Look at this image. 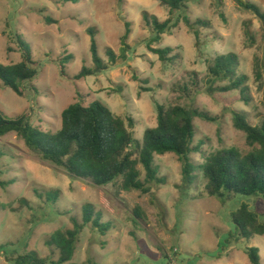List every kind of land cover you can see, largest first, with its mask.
<instances>
[{"label": "rangeland", "instance_id": "1", "mask_svg": "<svg viewBox=\"0 0 264 264\" xmlns=\"http://www.w3.org/2000/svg\"><path fill=\"white\" fill-rule=\"evenodd\" d=\"M245 1L264 13V0ZM187 8L192 23L203 22L197 27L198 41L181 21L160 43H151L144 12L161 22L171 17L169 7L160 1L0 0V63L10 66L21 61L15 42L19 35L39 64V73L23 97L0 82V111L11 118L25 115L34 127L55 133L61 128L62 112L82 95L86 105L100 101L116 116L133 118L134 137L142 141L145 131L157 125L156 103L190 106L218 118L216 122L194 120V145L201 148L191 155L196 166L208 155L227 149L249 153L252 148L245 133L234 127L231 111L243 112L253 126L264 123V23L253 12L241 10L235 0H193ZM127 22L128 49L122 43ZM90 28L108 69L75 80L84 66L93 67ZM149 43L152 48H173L171 56L177 55V60L162 63L148 49ZM110 50L117 58L114 63L109 60ZM231 53L239 57V73L248 76V104L232 101L237 92L224 94L225 102L203 91L186 97L183 86L198 81L202 88L209 62ZM61 63L67 77L61 75ZM226 104L228 111H224ZM0 148L6 153L0 159V180L15 181L0 188V264H18L20 256L31 253L47 264L57 263L59 253L47 242L57 230L73 229L72 218L82 223L87 204L110 228L101 234L87 225L79 236L73 264H251L245 253L249 247L260 249L264 264V236L238 239L232 221V213L243 202L264 212V201L210 197L198 170L193 184H184L181 163L172 153L155 155L166 184L143 194L71 178L32 154L15 133L1 138ZM139 169L144 181L143 168ZM51 190L61 191L54 203L45 196Z\"/></svg>", "mask_w": 264, "mask_h": 264}, {"label": "trees", "instance_id": "2", "mask_svg": "<svg viewBox=\"0 0 264 264\" xmlns=\"http://www.w3.org/2000/svg\"><path fill=\"white\" fill-rule=\"evenodd\" d=\"M63 1L77 3L79 0ZM153 1H160L168 6L171 17L161 22L156 16L144 12L143 20L152 32L151 43H160L163 36L176 28L181 21L193 31L198 41L200 34L197 27L203 25V22L192 23L187 15V4L193 0ZM235 2L241 10L253 12L264 23V13L255 4L245 0ZM125 26L122 43L128 49L126 42L131 33L130 23L127 22ZM88 32L91 38L93 67L84 66L73 78L75 80L108 69V64L100 56L94 29L90 28ZM15 42L19 46L21 61L10 66L0 63V82L2 86L23 97L27 85L39 73V64L34 60L30 47L19 35L16 36ZM148 49L157 55L162 63L174 64L178 58L177 55L171 56L174 52L171 47L152 48L149 43ZM108 55L111 63L117 60L111 50ZM64 69V64L61 63V75L67 77ZM202 82V88L199 87L198 81H194L192 87L183 86L181 91L188 94L186 97L191 92L195 95L203 91L213 100L222 102L227 101L223 98L224 94L237 92L238 95L232 101L249 103L248 76L239 73V57L234 53L219 55L211 60ZM83 98L79 95L76 102L65 108L61 115V128L55 133L34 127L25 115L11 118L0 111V139L15 133L32 154L43 162L63 169L71 178L91 181L97 187L112 184L123 192L135 190L143 194L150 193L153 186L166 184V179L160 177L155 164V155L172 153L181 163L184 184L192 185L194 173L198 170L207 181L206 193L210 197L220 201H231L238 197L260 198L264 201V123L253 126L243 112L231 111L234 127L245 133L247 144L252 150L247 154L236 148L219 151L208 155L204 163L196 166L191 160V155L199 153L201 148L194 145V120L198 118L216 122L217 117L195 107H166L156 103L157 125L147 129L143 140L140 141L134 137L133 118L116 116L100 101L86 105ZM228 107L229 104H226L224 111H228ZM5 155V151L0 148V159ZM139 166L145 173L144 181H141L142 172ZM14 183V180H0V188L5 189ZM60 195V190L45 192L47 200L53 203ZM135 215L140 216L136 211ZM232 221L238 239L250 241L255 236H264V212L253 210L249 203L243 202L232 213ZM72 223L73 229L57 230L47 242L48 247L56 249L59 253V260L55 264H73L79 236L87 225H92L101 234H105L110 228L109 224L101 221V215L96 213L90 204L83 207V222L79 223L72 218ZM245 253L251 264H261L259 248L249 247ZM17 263L47 264L39 259L36 253L20 256Z\"/></svg>", "mask_w": 264, "mask_h": 264}]
</instances>
